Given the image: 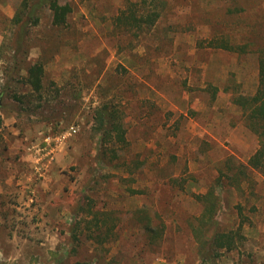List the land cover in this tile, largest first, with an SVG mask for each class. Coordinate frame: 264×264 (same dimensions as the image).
I'll return each instance as SVG.
<instances>
[{
  "label": "rangeland",
  "instance_id": "obj_1",
  "mask_svg": "<svg viewBox=\"0 0 264 264\" xmlns=\"http://www.w3.org/2000/svg\"><path fill=\"white\" fill-rule=\"evenodd\" d=\"M22 1L0 0V264H202L213 229L239 234L204 264H264V177L238 174L258 140L232 102L258 85L264 0H164L143 35L114 29L125 0H59L67 24L40 9L16 52ZM36 59L40 94L24 81ZM103 102L123 146L101 140Z\"/></svg>",
  "mask_w": 264,
  "mask_h": 264
},
{
  "label": "trees",
  "instance_id": "obj_2",
  "mask_svg": "<svg viewBox=\"0 0 264 264\" xmlns=\"http://www.w3.org/2000/svg\"><path fill=\"white\" fill-rule=\"evenodd\" d=\"M148 2V3H147ZM164 0H125L124 5L113 17L112 24L114 29L132 34H144L151 30L160 17L159 4ZM40 9L49 11V23L54 27H64L67 24L71 6L68 3H60L59 0H23L17 9L12 20L17 25L16 52L21 48V43L26 35L27 27L30 24H37ZM29 22V23H28ZM208 46H218L226 50H235L244 52L241 45H235L227 40H217L210 38ZM16 56V55H15ZM16 59V58H15ZM21 65L20 63H15ZM17 70L18 65L14 66ZM25 71L24 81L29 85L31 91L39 93L43 88L44 64L36 59L27 63L23 68ZM1 93V92H0ZM214 93V92H213ZM232 102L239 106L243 112L245 125L256 135L258 146L248 157L246 165H240L238 174L247 175L244 169L257 171L264 177V54L261 53L258 58V85L252 95L237 94L232 97ZM94 121L96 128L101 135V140H114L117 145L126 144L125 130L118 120L117 109L112 103L103 102L95 110ZM113 156L116 153L113 151ZM229 170V168H228ZM238 185V183H236ZM235 185V184H234ZM204 198L206 199V209L200 220L202 223H214V213L216 210V196L208 191ZM150 236H157L159 233L156 227L147 226ZM237 230L217 231L213 229L199 243V255L202 264L205 260L211 258V254L217 255V249L225 248L230 250L238 238Z\"/></svg>",
  "mask_w": 264,
  "mask_h": 264
},
{
  "label": "crops",
  "instance_id": "obj_3",
  "mask_svg": "<svg viewBox=\"0 0 264 264\" xmlns=\"http://www.w3.org/2000/svg\"><path fill=\"white\" fill-rule=\"evenodd\" d=\"M44 150L43 151H45V150H47V147H44L43 148ZM46 154H49L50 152H49V150H47L46 152H45ZM52 156L50 155V158H46V159H44L43 160V162H41L40 163V165H39V167H40V169H41V171H42V173L43 174H46L47 173V171L49 170V167H50V164L51 163H53L54 161V157H55V152L54 151H52ZM20 182V181H19ZM22 182V181H21ZM3 186H2V184H1V181H0V196L1 197H4V195H3V188H2ZM23 187L21 186V188H20V190L22 189ZM22 193H23V191H22ZM2 220H4V219H1L0 218V222H2Z\"/></svg>",
  "mask_w": 264,
  "mask_h": 264
}]
</instances>
